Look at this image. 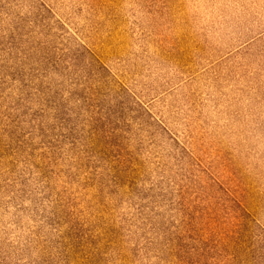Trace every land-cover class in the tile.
<instances>
[{
    "label": "rangeland",
    "instance_id": "374dc122",
    "mask_svg": "<svg viewBox=\"0 0 264 264\" xmlns=\"http://www.w3.org/2000/svg\"><path fill=\"white\" fill-rule=\"evenodd\" d=\"M0 264H264V0H0Z\"/></svg>",
    "mask_w": 264,
    "mask_h": 264
}]
</instances>
